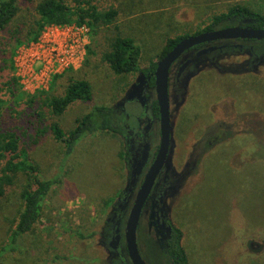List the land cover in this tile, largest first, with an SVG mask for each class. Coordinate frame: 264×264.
Returning <instances> with one entry per match:
<instances>
[{
	"label": "rangeland",
	"instance_id": "rangeland-1",
	"mask_svg": "<svg viewBox=\"0 0 264 264\" xmlns=\"http://www.w3.org/2000/svg\"><path fill=\"white\" fill-rule=\"evenodd\" d=\"M39 1H20L16 17L0 32V128L21 136L42 177L56 182L40 217L23 236V253L7 252L0 264H131L125 223L146 167L132 160L141 146L149 156L158 142V122L150 112L155 91L138 86L142 70L158 61L167 38L195 33L234 4L264 14V0H92L99 10L116 9L115 20L97 33L87 26L82 65L53 77L45 90L48 96L62 95L70 75L87 80L91 100L71 104L57 117L60 126L68 131L93 105H106L116 108L117 131L85 135L68 157L51 132L32 142L31 109L17 104L6 86L16 76L17 50L51 25L35 40L25 41ZM117 34L132 37L140 46V71L115 74L102 60ZM214 45L222 51L202 56L189 52L170 71L171 144L163 177L169 188L156 202L158 215L162 217V210L182 230L190 264H264V40H218ZM186 59L191 64L176 82L177 67ZM18 82L16 88L35 93ZM44 98H37L38 107ZM43 110L48 123L49 110L45 105ZM27 181L18 174L0 198V246L9 241L22 204L19 192ZM154 220L153 208L146 205L136 230L139 253L147 264H170Z\"/></svg>",
	"mask_w": 264,
	"mask_h": 264
},
{
	"label": "trees",
	"instance_id": "trees-1",
	"mask_svg": "<svg viewBox=\"0 0 264 264\" xmlns=\"http://www.w3.org/2000/svg\"><path fill=\"white\" fill-rule=\"evenodd\" d=\"M20 1L31 0H0V32L16 17ZM117 14V10L113 8L99 10L92 0H40L34 7V15L30 24L25 29L24 38L25 41L35 40L40 30L45 25L52 23L64 24L75 22L80 25L85 24L90 28L91 33H97L101 27L110 26ZM228 25L264 28V14L245 5L234 4L229 6L225 11L213 15L203 28L193 34ZM185 36L188 35L183 34L167 38L158 55V60ZM14 38L17 43L22 42V40L16 38V34ZM195 47L200 49L204 46L197 45ZM213 48H205L202 52H207ZM89 52L91 53L90 49ZM140 56L141 48L132 37L117 34L110 39L108 49L102 53L101 58L108 64L113 73L132 74L141 70L139 67ZM5 60L8 61L6 58L3 59V61ZM156 64L157 61H152L146 69L142 70L147 80L146 86L149 88H154L153 73ZM10 66L13 70V65ZM62 75L54 77V80ZM17 83H19L18 78L11 76L6 82V86L9 93L14 96V101L17 104L24 103L31 109L30 114L33 120L30 122V127L28 128L31 132L28 136L33 143L37 142V138L44 133L51 132L53 138L64 145V156L68 157L85 135L96 131H117L113 126L116 108L115 106L106 105H93L86 113L76 118L74 126L68 131H65L60 126L57 117L61 116L71 104L77 101L91 100V85L85 79H78L70 75L67 78L63 94H51L49 96L47 90H39L35 93L23 92L20 88L15 87ZM42 95H45L43 105L38 107L36 100ZM124 98L130 99L128 95ZM124 98L121 101L124 102ZM120 102L117 104L118 107L122 106ZM44 105L49 110V118L51 116L48 123H46L45 119ZM150 112L154 117L158 116L155 98L151 100ZM25 134L26 130L22 135ZM216 138L220 139V137ZM133 164L135 166L139 165V163ZM18 174L26 175L28 181L20 189L21 208L10 230L9 241L0 246V258L7 252L23 253L25 248L21 244L23 236L40 217L45 197L56 182L54 178L42 177L38 166L30 160L27 142H24L21 136L11 129L0 128V198L5 195L7 188L15 184ZM123 193H119L120 198ZM118 215L119 213H117V218ZM160 221L162 222V231L159 234V241L170 264H190L188 254L182 243V230L174 225L164 214L160 218ZM116 238L117 236H113V242H115Z\"/></svg>",
	"mask_w": 264,
	"mask_h": 264
},
{
	"label": "water",
	"instance_id": "water-1",
	"mask_svg": "<svg viewBox=\"0 0 264 264\" xmlns=\"http://www.w3.org/2000/svg\"><path fill=\"white\" fill-rule=\"evenodd\" d=\"M250 39L264 40V28L228 25L213 30H206L181 38L171 50L157 61L154 76V93L158 107L160 138L157 153L140 183L134 201L130 207L124 230L125 247L132 264H147L141 257L136 241V230L146 199L154 181L162 169L169 150L171 137L169 73L175 60L189 48L200 43L226 40ZM144 78V75H143ZM137 83L140 87L142 79ZM135 85V84H134Z\"/></svg>",
	"mask_w": 264,
	"mask_h": 264
},
{
	"label": "built area",
	"instance_id": "built-area-1",
	"mask_svg": "<svg viewBox=\"0 0 264 264\" xmlns=\"http://www.w3.org/2000/svg\"><path fill=\"white\" fill-rule=\"evenodd\" d=\"M88 41L85 24H51L35 42L21 46L14 58L16 76L27 92L45 90L53 77L83 63Z\"/></svg>",
	"mask_w": 264,
	"mask_h": 264
},
{
	"label": "flooded vegetation",
	"instance_id": "flooded-vegetation-1",
	"mask_svg": "<svg viewBox=\"0 0 264 264\" xmlns=\"http://www.w3.org/2000/svg\"><path fill=\"white\" fill-rule=\"evenodd\" d=\"M226 40H235V41H239V40H250V39H226ZM218 41V40H217ZM214 42L216 41H211V42H205V43H200L198 45H203L205 48H213L212 50H209L207 52H202L203 49H205L204 47L202 48H197L195 46L189 48L188 50H186L180 57H178L175 62L173 63V65L171 66V68L174 66V64H177L180 59L183 58V55L189 53V52H195V56H202V55H208L210 52L214 51L215 50H221V48L219 46H216L214 45ZM238 45L239 49H240V46L239 44H236ZM219 48V49H217ZM222 51V50H221ZM191 64V59H186L185 61H182L180 62V64L178 65L177 67V70H176V74H175V81H179L180 79V76L182 75V73L184 72V69H186L187 67H189ZM171 68H170V71H171ZM142 85L140 86V88H144V86L147 85V80L145 79V77L142 79ZM174 91V89H173ZM143 92H139V94H141ZM169 99H170V73H169ZM171 106V105H170ZM156 121L158 122V142L156 143V147H155V150H151L150 151V154L149 156L147 155V153L145 152V149L142 148L141 146V143H140V146H141V151H140V155L137 157V158H134V160H132L133 163H139V164H144L146 165L145 169L143 170L142 172V179L144 177V174L146 173L147 169L149 168L150 164L152 163V161L154 160V157L157 153V150H158V145H159V138H160V130H159V118L158 116H156ZM217 139V138H216ZM218 140V139H217ZM140 142V141H139ZM170 144H171V137H170V143H169V150L168 152L170 151ZM168 155V154H167ZM167 159L168 157H166V160H165V163L162 167V169L160 170L159 174L162 173V175L160 176V178L158 177L159 174L157 175V177L159 178L158 180V184L159 185H156V179L154 181V184L152 186V189L150 191V194L148 196V198L146 199L145 203H144V206H143V209H142V212L144 210V208L146 207V205H150L152 208H153V211H154V214H155V220H154V227H155V231L158 233V235L161 233L162 229H161V226H162V222L160 221V215H158V213L160 212V209H159V206L157 205L156 202H161L162 198H163V195L164 193L166 192V190L169 188V186L165 185L166 183V180L163 178L164 177V171H165V167H166V163H167ZM156 177V178H157ZM142 179H141V182H142ZM140 182V183H141ZM140 185V184H139ZM139 187V186H138ZM157 187V188H155ZM130 189V188H129ZM138 189V188H137ZM154 189V190H153ZM137 191V190H136ZM151 193H153V197L152 198H149ZM135 198V197H134ZM142 212H141V215H142ZM162 216H163V212L161 210V213H160ZM141 215H140V218H141ZM138 226H139V223H138ZM138 228V227H137ZM157 235V236H158ZM160 239V236H158V243L160 242L159 241ZM125 240V239H124ZM163 249V248H162ZM125 250H126V247H125ZM126 255L128 257V254L126 252ZM129 258V257H128ZM130 260V259H129ZM132 264V262H131Z\"/></svg>",
	"mask_w": 264,
	"mask_h": 264
}]
</instances>
